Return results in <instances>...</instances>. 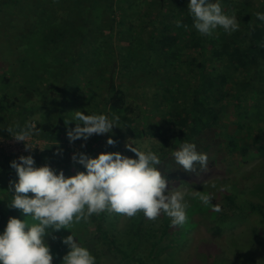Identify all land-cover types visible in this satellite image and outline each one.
Here are the masks:
<instances>
[{
    "label": "trees",
    "instance_id": "16d2710c",
    "mask_svg": "<svg viewBox=\"0 0 264 264\" xmlns=\"http://www.w3.org/2000/svg\"><path fill=\"white\" fill-rule=\"evenodd\" d=\"M100 1L0 0V59L8 62L7 72L0 74V120L3 113L10 116L12 111H16L13 114H18L25 120L29 116L33 117L35 109L42 107L43 125L39 124V130L51 135L66 132L72 124V121H67L75 116L74 110L80 111L82 107H86L88 113H107L110 118L118 117V127L122 126L137 138L155 137L164 144L170 140L171 147L164 155L171 154L184 141L190 142V139L197 138L202 133L216 131L222 123L228 130L223 135L221 146L230 153L239 154L238 160L245 159L251 145L243 143V136H252V126L247 120L251 115L259 119L263 116L257 112L252 114L247 108H243V104L250 100V95L242 97L236 91L232 96L236 100L238 119L229 121L224 110L230 91H225L224 85L229 82L227 70L242 71L250 77V82L244 84L242 89L256 83L260 85L259 92L264 93V22L259 21L255 15L258 11L264 12V0H222L223 10L229 14L235 13L238 17L240 29L227 35L223 29L218 28L212 36H203L194 29L193 17L187 10L188 0H162L163 7H158L153 19L142 21L139 32H135L133 37L140 44L138 49L146 52V57L154 62L158 55L163 65L157 69L147 68L148 65L144 69L138 65H127L130 84L122 81L121 75L128 58L135 55L134 49L124 52L121 48L122 51L118 52L110 43L113 24L118 23L113 8L115 0H105V6ZM128 3V10H132L133 2ZM101 5L109 13L108 39L101 44L102 47L87 51L85 42L93 29L91 27L96 25V20L104 12ZM168 7L176 11L174 22L166 20L168 15L164 13V9ZM176 21H181V26L177 27ZM191 51L196 53V57L187 58L190 54L187 53ZM86 53L92 59V66H88V74L83 75L84 70L81 68L88 56H85ZM215 61L221 66L225 63L224 67H216L213 65ZM177 70H183L192 83L186 91L182 90L184 83L177 81L183 75L172 74ZM140 74L144 77L153 74L154 78L153 82L149 81L143 88L156 84L158 94L178 101L175 111L159 115L162 122L156 127H139L142 118L147 115L150 117L153 111L148 108L147 101L139 103L140 98L130 94V90L136 85L131 76L138 80L141 78L138 76ZM77 75L81 78L84 76L83 92L78 98L76 96L79 91L74 86ZM29 88L37 94L38 105L32 104L29 107L22 102ZM179 94L187 99L181 110H178L181 103ZM132 105L137 108L135 115ZM156 106L157 104L152 105V108ZM118 127L112 129L116 141L123 136ZM103 135H96L87 141L77 139L74 143L79 153L83 152L94 158L92 146L98 144ZM8 137L10 135L5 138ZM42 138L51 140L48 136ZM252 140L257 145L264 141V134L259 132ZM209 148V145L203 147L206 151ZM14 171L10 165L0 164V174L9 183V187L10 182L15 179ZM166 177L167 180L176 181L177 176L172 173ZM205 189L207 187L202 188ZM11 194L9 192L10 196ZM224 199L234 211L225 212L220 206L222 211L216 213L210 207L215 215L219 214L215 225L216 234L220 232L221 223L233 222L243 212L229 193L224 195ZM193 201L189 202L188 213H192L190 208L194 206ZM211 203L217 205L214 198ZM249 206L253 210V206ZM92 217L90 222L95 224L92 227L94 232L83 240V244L90 246L89 250L96 258L98 253L95 246L99 242L109 252L116 253L132 264H175L172 258L180 245L186 242L185 234L192 227L189 222L182 227H173L170 218L163 216V222L155 230L154 223H148L143 214L139 213L128 222L125 233H117L114 232L116 228L113 222L101 220L104 213ZM252 224L250 234L256 235L253 242L259 243L258 230ZM170 237H174L170 244L172 253L163 258L161 243L164 238ZM125 243L129 245V253L124 250ZM261 255L262 259L257 262L252 254L240 255L238 251V264H264V252Z\"/></svg>",
    "mask_w": 264,
    "mask_h": 264
},
{
    "label": "rangeland",
    "instance_id": "374dc122",
    "mask_svg": "<svg viewBox=\"0 0 264 264\" xmlns=\"http://www.w3.org/2000/svg\"><path fill=\"white\" fill-rule=\"evenodd\" d=\"M128 2H133L132 4L134 6L132 10H128ZM100 4L104 5L105 0H101ZM104 6L101 5L104 12H101V17L96 20V25L91 27L93 29L89 32L90 34L88 40L85 42L87 51H91V48L95 49L102 47L101 44L108 39L107 35L110 30V20L108 10ZM158 7H163L162 0H115L113 3L117 22L119 24L121 23V25L118 23L113 24L110 43L116 47L118 52L122 51L121 48L124 49V52L133 48L135 54L132 58H128L127 62L122 67L123 73L121 75V79L127 84H130L127 79L130 75L129 66L127 65H138L142 69L146 68L147 65V68L154 67L156 69L158 66L163 65L162 60L158 57V55L155 57L156 61L154 62L150 58L146 57V52L138 49L140 48V44L139 42H135L136 39L133 37L136 34L135 32H139L140 23L142 21H146L148 18L153 19ZM164 13L168 15L166 20L168 19L169 22H174L176 18L173 16L176 14V11L174 12V10L172 11L168 7L164 9ZM100 28L102 31H100ZM133 43L135 46H133ZM187 54H189L187 58L196 57V53L194 51L188 52ZM85 56L87 57L85 58L86 60H84L83 67L81 68L84 70L83 75L85 73L87 75V67L92 66V59H90V55L86 53ZM101 61L102 60H100V63ZM7 64L8 62L0 59V74H5V72H7ZM224 64L221 66L218 61L213 63V65L219 68H223ZM122 65L123 64H121V66ZM172 74L183 75L181 77L182 81L181 78L177 79L179 83H184L185 86H183V91L190 88V84L192 83L188 79V75L184 73L183 70H177ZM227 74L229 76V82L224 85V88L225 91L230 92L226 98L227 104L225 105L224 111L229 121H234L236 118L238 119V110L235 106L236 100L235 97L232 96L236 91L242 97L244 95H250V100L243 104V108H247L252 114L257 112L263 116L259 119L251 115L247 120L252 126V136H243V143L251 145L245 159L238 160L239 154L230 153L227 149L221 146V143H223V135L227 134L228 130L222 123H220V127H218L216 131L205 132L200 134L197 138L190 139V142L196 143L198 151L204 152L208 155L209 162L207 171L200 170L199 168L196 172L184 171L182 167L175 164L172 160L171 154L164 155V153L171 147L170 140L168 143L164 144L155 137L137 138L133 134L130 135L122 126L118 127L121 128L120 135H123L118 141L114 140V131L112 130L110 133L111 135H109V133L104 134L101 137L102 140H100L98 144H93L92 146L94 149V157L103 152H119L122 155L135 159V153L131 152L126 145H129L131 142L133 144L131 145L132 147L135 146L139 148L147 144L154 151H157L163 158H166L162 165L157 166L162 174L167 176L174 173V175L177 176L176 181L168 180L169 187L179 186L184 189L192 188L194 191L213 193L214 200L217 205L223 207L225 212L234 210H231L232 207L227 204L224 199V195L229 193L233 198H235L234 203L241 208V211H243L241 216L235 218L233 222L226 221L225 223H221L219 226L220 232L216 234L215 225L219 214L215 215L210 207L206 209V207L197 199L189 197L188 203L194 200V206L190 208L192 213H188L187 210L189 217L188 222L192 224V227L185 234L184 239L186 242L180 245L176 255L172 258V261L175 264H211L212 262V264H221L222 262L225 264H238V262L240 263V259L237 257L238 251L240 252V255L252 254V257L259 262V260L262 259L261 252H264V141H261L257 145L252 143V139L254 136L259 134V132L264 134V93L261 94L259 92L260 85L256 83H251L250 87L242 89L244 84L250 82V77L247 73L242 71L233 72L232 70H227ZM138 76L140 77L141 74ZM83 77L81 78L77 75V83L74 85L79 91L76 96L77 98L83 92ZM153 79V74L146 77L141 76L138 80L137 77L131 76V80H135L134 83H136V85L130 90V94L138 96L140 98L139 103L147 101L149 106L148 108L153 110L151 111L152 115L150 117H148V115L143 117L141 123H139V127L144 129L148 126L156 127L161 124L162 121L161 118H158L159 115L163 112L166 114L175 111V106L178 103V101L175 102L168 96L166 97L158 94V86L156 84L152 85V87H142L149 81L153 82ZM27 91L28 93L23 96L22 102H25L29 107L32 104L33 106L36 104L38 105L39 98L37 94L32 90V88H29ZM178 92L181 94L180 91ZM180 94L179 102L181 103L178 110H181L187 101L184 97H180ZM183 99L185 102H183ZM257 101H259V104L256 105ZM151 104H157V106L152 108ZM132 108L134 109L135 115L137 108L133 105ZM42 109V107L37 110L35 109L36 112L33 117L29 116L25 120H23L18 114H13L16 111H12L10 116L7 113H3L2 120H0V164L6 163L10 165V162L13 160L19 162L18 157L22 155H31L35 160L36 167L48 165L57 172L63 171L65 176L75 175L78 171H84V168L81 165L72 161V155L74 153H79V151L77 145L74 142H70L66 135L68 130L75 127L76 122L72 121L71 126L68 127L66 132H60L57 134L52 133L51 135L40 132L39 126L43 125L42 118L44 116V114H42ZM76 111L77 110H74V113ZM80 111L83 114H97V112L88 113L86 107H82ZM27 123H33L37 127V135H35L32 140L33 146L37 147H34L31 150H27L23 142L16 141L6 129L7 127L13 125H20V127H23ZM113 128L116 129L115 126ZM9 135L10 137L5 138ZM42 136H48L51 140H45ZM94 136H96V134H93L90 138H93ZM109 137L115 141L114 145H108L106 143V140ZM207 145L210 146L208 151L203 149V147ZM16 179L17 176L15 173L14 181ZM212 184L215 185V187H212ZM203 187H207V189L202 190ZM8 189L9 183L0 174V232L4 230L9 217H15L18 219L24 218L21 215L20 210L10 208L8 206V203H10L12 199V197L7 193ZM28 195L31 196L33 194L30 193ZM250 204L253 206V210L249 206ZM257 212H259L260 215H258ZM94 216L95 215H93V217ZM25 219L29 222V224L36 223V221L31 220L30 217H26ZM131 219L132 218L119 214L104 213V218L101 220L104 222H113L116 228L114 232L118 231L119 233H125L126 226ZM147 221L148 223H154V225L152 224L153 228L157 230L159 229L161 222H163V215L156 221ZM251 224L253 228H257L258 230L257 235H259V238L257 240L259 243L253 242V238L256 235L250 234L249 228H251ZM94 226L95 224L90 222L89 219L88 222L82 221L81 223L72 225L69 231L76 236L78 242L89 249L90 246L84 245L83 240L87 236L90 237L92 232H94V229H92ZM69 231L66 229L53 231L50 236L46 237V241L50 245L51 252L54 257L52 264H62V258L66 255L68 249L60 241L62 237L70 235ZM157 235L159 236V234ZM52 236H55L56 239H52ZM172 238L174 237L164 238L162 240L161 245L164 250V253L162 254L163 258L168 257L170 252L172 253V250L170 249ZM95 248L98 253L96 264H132L116 253L109 252L106 246L99 242ZM128 248L129 245L125 243L124 250L129 253L130 249Z\"/></svg>",
    "mask_w": 264,
    "mask_h": 264
},
{
    "label": "clouds",
    "instance_id": "9594fccd",
    "mask_svg": "<svg viewBox=\"0 0 264 264\" xmlns=\"http://www.w3.org/2000/svg\"><path fill=\"white\" fill-rule=\"evenodd\" d=\"M187 10L193 17L194 29L203 36H212L218 28L227 35L240 29L238 17L223 10L222 0H188ZM255 15L264 22V12L258 11ZM176 24L181 26V21ZM69 121L76 122L75 127L66 132L70 142L87 141L93 134L111 133L114 126L118 127V117L110 118L107 113L76 111L67 123ZM6 129L16 141L23 142L27 150L37 147L32 144L37 135L35 124ZM106 143L114 145L115 141L109 137ZM131 145L130 142L126 147L135 153V159L119 152H103L94 158L83 152L74 153L72 161L83 166L84 171L71 176L48 165L36 167L31 155L18 157L19 162L11 161L10 167L15 170L17 179L10 182L7 193H12V199L8 206L20 210L24 218L9 217L0 232V264H52L54 257L46 237L53 231H69L72 225L88 222L93 215L101 213L128 218L142 213L149 221L163 215L170 218L173 227H182L189 219V197L216 213L222 211L220 205H212L213 193L169 187L166 175L157 167L166 158L147 144L139 148ZM171 157L186 172H196L198 168L208 170L209 157L198 151L194 142L180 143L172 150ZM26 217L36 223L29 224ZM60 242L68 249L62 264H96V257L72 232Z\"/></svg>",
    "mask_w": 264,
    "mask_h": 264
}]
</instances>
